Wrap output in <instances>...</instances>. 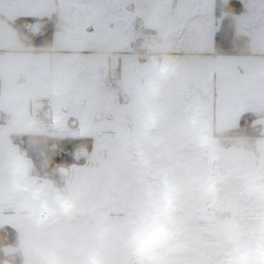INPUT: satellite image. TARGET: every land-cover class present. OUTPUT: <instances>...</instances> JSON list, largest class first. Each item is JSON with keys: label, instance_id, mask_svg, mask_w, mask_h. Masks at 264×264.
<instances>
[{"label": "crops", "instance_id": "0c3cea01", "mask_svg": "<svg viewBox=\"0 0 264 264\" xmlns=\"http://www.w3.org/2000/svg\"><path fill=\"white\" fill-rule=\"evenodd\" d=\"M216 1L0 0V226L19 233L6 254L19 249L24 264H264V117L250 143L214 137L264 112V0H238L235 29L249 44L238 54L215 53ZM19 19L35 21V37L52 26L51 47L26 46ZM138 22L150 32L137 56ZM46 106L48 126L37 119ZM20 134L91 137L87 160L106 149L107 167L73 164L60 185L36 173ZM133 149L142 167L161 166L158 188L135 206Z\"/></svg>", "mask_w": 264, "mask_h": 264}, {"label": "trees", "instance_id": "16d2710c", "mask_svg": "<svg viewBox=\"0 0 264 264\" xmlns=\"http://www.w3.org/2000/svg\"><path fill=\"white\" fill-rule=\"evenodd\" d=\"M245 10L243 3L238 0H230L224 3L222 0L216 1V15L221 18L220 29L215 37L216 54H238L249 52L248 40L236 33L234 15L240 14ZM25 19H19V25H23ZM138 29H143L145 34L150 30L142 28L140 22L137 23ZM23 42L26 46L35 48H49L53 42L54 28L49 27L47 32L41 36L25 37L20 31ZM264 117V112L244 114L237 127L216 132L215 139H222L229 142L231 139H245L250 143L253 139L262 136L260 124H254L258 118ZM13 140L20 146L33 161L34 170L40 174H47L55 165L64 164H83L85 159H77L76 152L80 149L92 151L93 139L91 137H55L47 134H20L13 135ZM50 178L56 177L49 174ZM59 184H63L59 181ZM7 245L19 246L18 231L8 225L0 226V264L10 261L13 264H24V256L17 249L12 254H6L4 248Z\"/></svg>", "mask_w": 264, "mask_h": 264}, {"label": "rangeland", "instance_id": "374dc122", "mask_svg": "<svg viewBox=\"0 0 264 264\" xmlns=\"http://www.w3.org/2000/svg\"><path fill=\"white\" fill-rule=\"evenodd\" d=\"M24 23L21 26L19 25L20 31L23 33V35H25V37H32V36H34V34L37 33V30L34 32L35 25H34V28H33V32L29 34V33H25V31H24ZM137 31H142L143 34H144L146 45L143 46L142 51L143 52H146L145 50H146V47H147V39H146L145 32H144L143 29H137ZM34 48L35 47H33V49ZM134 53H136V54H134ZM132 54L137 55V56L140 55L139 52H136L134 50V46L132 48ZM47 107H49V106H47ZM40 112L37 115V119L44 126H48L52 122L51 121V119H52L51 118V114H50L49 119L43 120L39 116ZM50 113H51V110H50ZM92 151H93V149H92ZM95 151H96V153H97L98 156L95 155L94 159H97V160H95V161L93 160V162L92 161L89 162L87 160L88 157H91L93 154H90L91 151H87L86 149H80V150H78L76 152V157H77V159L84 158L85 159L84 163L87 161L86 162L87 165L88 164H90V165L97 164V165H101L102 167H107V165H105L107 163V150L106 149L98 148ZM132 153H134V154L132 156V159H133L132 160L133 161L132 162V166L130 167V169H131V175H132L131 190H132V195H133V206H135V205H138L137 201L139 202V200H140L138 196L141 193V191H146V190H148V191H150V190L151 191H155L158 188L157 187L158 182H156L157 181L156 180V174H157L156 170L157 169H158V171L161 170V166H157V165L153 164L152 166H147V167L143 166L142 167L140 165L141 164V160H140L141 158L139 159V157H140L139 156L140 150H138V149H135L134 150L133 149V152ZM72 165L73 164H71V165L58 164V165H55L48 174L46 172H44V174H46V175L49 176V174L53 173V174L56 175L55 181H57V182L62 181L63 183H65V181H66V179L64 177V175H65V169L66 168L67 169L72 168ZM123 167L124 166L117 167V172L120 171L121 174H122V168ZM36 173L37 174H40V172H36ZM122 184H123L122 181H117L116 182V189L122 190L123 187H120L119 188V186L120 185L122 186ZM164 184L166 185L167 182L164 181ZM169 185H171V183ZM135 216H139V215L137 214ZM149 224L150 223H148V225ZM149 228H150V226H149Z\"/></svg>", "mask_w": 264, "mask_h": 264}, {"label": "built area", "instance_id": "2783aa9c", "mask_svg": "<svg viewBox=\"0 0 264 264\" xmlns=\"http://www.w3.org/2000/svg\"><path fill=\"white\" fill-rule=\"evenodd\" d=\"M34 25H35V21L32 20V19H25V23H24V31L25 33H32L33 32V28H34ZM146 45V42H145V37H144V34L142 31H137L135 37H134V40H133V46H134V50L136 52H139L140 54H142V48L143 46ZM136 54V53H134ZM114 78H118V74H114L113 75ZM50 109L49 107H44L39 116L43 119V120H47L49 119L50 117Z\"/></svg>", "mask_w": 264, "mask_h": 264}, {"label": "clouds", "instance_id": "9594fccd", "mask_svg": "<svg viewBox=\"0 0 264 264\" xmlns=\"http://www.w3.org/2000/svg\"><path fill=\"white\" fill-rule=\"evenodd\" d=\"M249 255H253V254H248L246 253L245 256L243 257L245 260H247L249 258Z\"/></svg>", "mask_w": 264, "mask_h": 264}]
</instances>
